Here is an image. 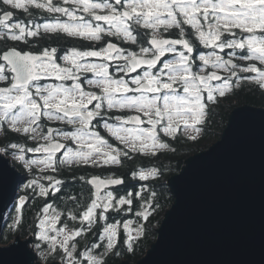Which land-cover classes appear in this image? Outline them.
I'll use <instances>...</instances> for the list:
<instances>
[{"label":"snow or ice","instance_id":"6c2138e0","mask_svg":"<svg viewBox=\"0 0 264 264\" xmlns=\"http://www.w3.org/2000/svg\"><path fill=\"white\" fill-rule=\"evenodd\" d=\"M252 86L264 94V0H0V164L20 170L7 234L31 232L29 264L134 254L163 160ZM130 162L126 183L113 170Z\"/></svg>","mask_w":264,"mask_h":264},{"label":"water","instance_id":"95a60500","mask_svg":"<svg viewBox=\"0 0 264 264\" xmlns=\"http://www.w3.org/2000/svg\"><path fill=\"white\" fill-rule=\"evenodd\" d=\"M19 176L0 164V264L31 259L28 239L1 243ZM166 185L174 203L135 264H264V107L235 108L220 139L187 158Z\"/></svg>","mask_w":264,"mask_h":264},{"label":"trees","instance_id":"16d2710c","mask_svg":"<svg viewBox=\"0 0 264 264\" xmlns=\"http://www.w3.org/2000/svg\"><path fill=\"white\" fill-rule=\"evenodd\" d=\"M17 18L20 19H28V17L25 16L22 12H17ZM40 22V21H38ZM41 44L47 43V41H40ZM55 40H53V44L55 45ZM78 43L76 41H67L64 46H67L68 44ZM243 105H251L255 107H264V94H261V92L256 91L253 87H244L243 90H238L235 96L230 97L228 100L224 101V103L221 105V107L218 109L217 114L213 117L212 122L208 125L206 132L204 136L198 141V142H188V143H182L177 145L178 151L181 152V157H176L173 154L167 156L163 160V164H166L168 166L175 165L174 172L167 175V179L171 178L172 176L178 174L183 165L184 161L189 158L190 156L204 151L206 148H208V144L212 143L214 141H217L220 139L224 129L226 128L228 118L231 114V112ZM8 140H12L13 137L9 136L7 138ZM6 141H0V144H4ZM149 161H144L145 165H148ZM171 164V165H170ZM137 165L135 162H130L129 165L124 169H114L113 171L117 172V174L123 173L126 179V183H130L131 181L128 180V172L132 170V168L136 167ZM165 182V180H164ZM159 192V202L162 204V214L159 219V222H155V227L159 228L162 219L164 217V214L171 208V206L174 203V199L172 194L169 192V188L163 185V187L158 190ZM39 206V201L36 202L35 207ZM27 207V206H26ZM11 211V209H10ZM9 211V212H10ZM33 211V207H29L28 211L25 212V216L29 219L31 218V213ZM8 212V214H9ZM7 214V218H8ZM6 218V224L10 221ZM5 224V225H6ZM157 230L153 232L151 235V231L148 232L147 237L144 239V242L142 244V241L139 243V245L136 247L134 254H128L126 257L110 260L109 264H117L123 261H129L131 264L137 263L141 258H143L147 251L150 249L152 244L157 239ZM20 234L22 237H28L29 235H32L30 231L27 230V227L24 231L16 233L15 235ZM15 235L7 234L5 227L3 230L2 235V244H9Z\"/></svg>","mask_w":264,"mask_h":264},{"label":"rangeland","instance_id":"374dc122","mask_svg":"<svg viewBox=\"0 0 264 264\" xmlns=\"http://www.w3.org/2000/svg\"><path fill=\"white\" fill-rule=\"evenodd\" d=\"M253 88H255L254 86H252ZM3 140H5V138L2 136V135H0V141H3ZM218 141V140H217ZM217 141H214V142H212V143H209L208 144V148L210 147V146H212L215 142H217ZM0 145H2V144H0ZM208 148H206L205 150H207ZM174 156H176V157H181L182 156V154H181V152H179L178 151V148H177V152L175 153V154H173ZM171 165V164H170ZM175 163H174V165H172V166H169V171H167L166 173H165V175H164V177H163V179L161 180V181H159V184H161V185H165L166 187H168L167 185H166V182L168 181V179H167V175H169V174H171V173H173L174 172V168H175ZM164 180H165V182H164ZM160 188L161 187H158V190H160ZM160 203V202H159ZM161 204V203H160ZM162 205V204H161ZM163 207V206H162ZM162 207L159 209V211H158V214L157 215H155V217L154 218H151V227H150V230L149 231H151V235L153 234V232H155V230H157L158 228H156L155 226V222L156 223H158L159 222V219H160V217H161V214H162ZM164 216H165V214H164ZM164 218V217H163ZM163 220V219H162ZM157 234V233H156ZM3 235V234H2ZM16 236V235H15ZM15 236H14V238H13V240L11 241V242H14L15 240H16V238H15ZM18 236L19 237H21V238H23V239H29V238H31V235H29L28 237H22L20 234H18ZM1 241H2V238H1ZM10 242V243H11ZM143 242H144V239H143V241H142V244H143ZM9 243V244H10ZM2 245H6V244H2ZM8 245V244H7Z\"/></svg>","mask_w":264,"mask_h":264},{"label":"flooded vegetation","instance_id":"af4514ba","mask_svg":"<svg viewBox=\"0 0 264 264\" xmlns=\"http://www.w3.org/2000/svg\"><path fill=\"white\" fill-rule=\"evenodd\" d=\"M16 16H17V13H16Z\"/></svg>","mask_w":264,"mask_h":264}]
</instances>
